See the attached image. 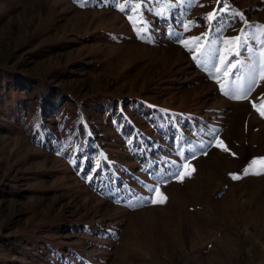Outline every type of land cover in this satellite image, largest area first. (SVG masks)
Listing matches in <instances>:
<instances>
[{
    "label": "rangeland",
    "instance_id": "obj_1",
    "mask_svg": "<svg viewBox=\"0 0 264 264\" xmlns=\"http://www.w3.org/2000/svg\"><path fill=\"white\" fill-rule=\"evenodd\" d=\"M0 264H264V0H0Z\"/></svg>",
    "mask_w": 264,
    "mask_h": 264
},
{
    "label": "snow or ice",
    "instance_id": "obj_2",
    "mask_svg": "<svg viewBox=\"0 0 264 264\" xmlns=\"http://www.w3.org/2000/svg\"><path fill=\"white\" fill-rule=\"evenodd\" d=\"M210 19H211V14H210ZM234 39H236L237 41H240V45H239V47H241V48H246V47H247L246 43H244V42L241 40V37L238 36V37H235ZM233 67H235V65H233ZM77 167H79V163H77ZM93 170H95V169H93ZM181 176H183V173H181ZM233 178L235 179L236 177L233 176ZM88 179H92V177L89 176ZM153 202H156V201L154 200Z\"/></svg>",
    "mask_w": 264,
    "mask_h": 264
}]
</instances>
